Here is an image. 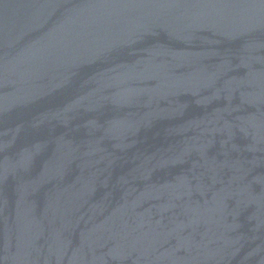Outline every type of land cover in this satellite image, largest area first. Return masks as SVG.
Instances as JSON below:
<instances>
[{"label": "water", "instance_id": "95a60500", "mask_svg": "<svg viewBox=\"0 0 264 264\" xmlns=\"http://www.w3.org/2000/svg\"><path fill=\"white\" fill-rule=\"evenodd\" d=\"M0 264H264V0H0Z\"/></svg>", "mask_w": 264, "mask_h": 264}]
</instances>
